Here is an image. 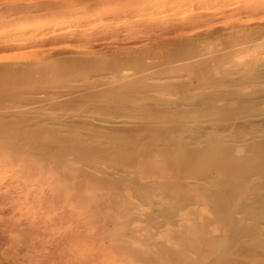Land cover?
Instances as JSON below:
<instances>
[{"label": "rangeland", "instance_id": "obj_1", "mask_svg": "<svg viewBox=\"0 0 264 264\" xmlns=\"http://www.w3.org/2000/svg\"><path fill=\"white\" fill-rule=\"evenodd\" d=\"M34 1L42 0H0V120L27 131L41 130L49 139L65 135L67 144L73 146L60 152L73 154L77 161L68 184L83 187L62 200L47 202L37 196L52 191L50 186L56 188V171L50 172L49 183L21 169L16 173L1 171L0 264H130L122 248L126 239L144 245L149 252L146 264H264V122L221 128L210 97L196 110L170 107L166 113L163 109L156 113L132 110L110 97L71 102L51 92L82 83L101 87L112 78V66L139 72L153 64V78L147 82L159 79L169 83L160 93L173 95L183 89L193 95L197 90L194 81L189 80V87L185 78L192 59L189 55L213 52L224 44L237 47L264 41L262 37L242 41V0H230L240 8L214 20L215 31L199 26L193 36L166 33L156 40L150 32L148 45L140 48L132 47V36L126 34L131 23L178 22V15L188 9L149 0L140 10L129 0H114L102 15H52L35 8ZM64 31L71 32L63 35ZM91 49L96 52L55 80L50 65L60 67L65 56ZM179 61L182 67H168ZM211 66V74L225 70ZM247 68L242 65V73ZM244 88L246 82H242ZM38 96L42 100L33 102ZM241 110L242 116L264 114V101H242ZM88 115L132 127L101 126L87 121ZM142 117L156 122L141 126L138 119ZM192 120L196 128L177 139L179 127ZM199 130L206 137L222 131L229 134L217 146L219 152L237 154L236 143L251 141L253 146L242 151L244 165L222 177L212 168V157L206 151L204 171L181 178L177 175L175 180L169 173L161 176L133 163L134 154L141 151L148 159L158 157L151 150L155 145L172 155L180 151L190 156L196 152L193 148L207 145ZM20 155L33 157L23 147ZM92 165L101 167L102 172L94 177H102L105 183H93L89 174ZM202 195L207 206L201 213L196 206ZM107 198L111 203L103 204ZM138 208H142L141 214L136 217ZM185 210L187 220L178 224V214ZM166 225L169 230L159 235ZM94 226L103 227L97 241L87 238ZM81 231L86 235L81 236ZM99 243H113L117 250L111 258L95 262Z\"/></svg>", "mask_w": 264, "mask_h": 264}, {"label": "bare ground", "instance_id": "obj_2", "mask_svg": "<svg viewBox=\"0 0 264 264\" xmlns=\"http://www.w3.org/2000/svg\"><path fill=\"white\" fill-rule=\"evenodd\" d=\"M163 1H167V6L169 7L181 5L187 8L188 12L178 15L180 19H178V22L131 23L126 29V34L132 36V47L140 48L147 46L151 40L150 32L154 35L153 39L156 40L163 36L166 37V33H174V36L180 38L181 36H193L196 34L199 26H204V28L209 31H215L218 26L212 23L214 20L220 16L229 14L228 11H236L240 8L237 5H231L232 3L230 0ZM113 2L114 0H42L38 2L34 1L33 6L39 9V11L43 9L44 13L52 15L82 12L90 13L91 15H102L107 11L106 8L109 5H111V7L113 6ZM128 2L131 5H135L138 9L144 10L149 0H129ZM242 14L245 17L240 23L242 26L244 25V27H242V41L251 42L256 37L264 38V0H242ZM70 32L71 31H64L62 33L63 35H67ZM76 34L78 33H73V35ZM95 52V49H91L78 55L65 56L61 60L62 63L60 62V67L57 65H50V67L52 66L55 80L57 77L61 76L63 71H67L73 68L76 64L87 60L90 56L89 54H94ZM189 57L192 59L189 60V62L187 61L188 64L186 63L187 73L185 78L188 84L189 80L193 79L194 81L193 87L197 88V90L195 93L193 92V95H188L183 89H181L180 93H173V95L160 93L159 91L169 83L160 81L159 79L147 82V79L153 78L154 72L151 69L154 67L153 64L146 66L139 72H129L126 68H114V66H112L115 71H113L114 74L112 75V78L109 81L107 80L106 83L104 82L101 87L95 88L94 85L82 83L70 85L68 89L53 90L51 92L62 97L64 101L71 100V102L77 100L81 101L85 97L92 102L100 100L103 97H110V101H119L121 106L123 105L132 110L146 109L150 110V112L155 110L156 113V109L161 111V109H170V107L183 111L196 110L205 97L206 99L207 97H210L211 99H208L209 101H212L210 107L215 109L214 111H216L215 115L218 118V125L221 126V128L229 129L233 126L255 125L264 122V114L259 113L250 116H242L241 110L242 101H264V41L254 44H242V46L240 45L237 47L224 44L221 45L220 48L213 50V52L206 51L202 54L200 53V55H189ZM180 60H182L181 57ZM182 64L183 63L179 61V63L172 65L169 64L168 67H182ZM211 65L222 66L225 70L217 74L216 72L211 74L209 68ZM242 65L248 67L243 73ZM242 82L247 83V88L242 89ZM41 100L42 97L38 96L33 102H39ZM110 101L108 100V102ZM209 104L210 102L208 103V107ZM208 107L206 108L208 109ZM85 119L101 126L109 124L113 127H132L131 124H125L118 121L108 123V120L100 119L99 117L94 118L89 115L85 116ZM138 122L139 125L144 126L153 121H149L147 118L142 117L138 119ZM154 122L153 124H155ZM136 126L138 125H135V127ZM195 126L194 120L182 124L179 127L180 132L176 135V138L181 139L185 133L195 129ZM24 129L21 125L18 126V124H14V126H11L0 120V174L2 173L1 171H13L16 173V171L21 169L23 172H27V174L32 175L36 179H40L41 181H44V183H49L50 172L52 170L56 171L55 182L52 181L55 183L54 186H56V188L50 186L52 191L45 190V192H41L40 195L37 196L38 199H43L47 202L62 200L63 197H67L77 189L83 187L82 185H79L77 188H74L68 184L72 172L77 170L73 169V167H77V161L73 154H68L65 151L63 153L60 152V150L72 148L73 146L72 144H67L65 135L58 136L56 139H49L46 133L41 130L27 131V129H25L26 131H24ZM37 129H39V127ZM201 131L202 130H199L201 135L205 136V132ZM228 136L229 134L223 131L215 136L213 135V137L205 136V141L207 143L206 147L199 149L196 148V150L193 148V152H196L190 156H184V153H181L180 151H178L179 153L174 151V155H172L167 153L166 150L159 149L160 146L155 145L151 150H155L153 154L158 157H149L148 159L146 158V155H144L145 151H141L138 155L134 154L133 163L138 167H144L152 172L158 171L161 176H165V174L169 173L175 178V180H178L177 175L181 178L189 174L195 175L204 171L203 163L206 154L205 152L208 151L212 157L211 164L213 167H211L215 169L218 175L225 177L237 169L239 170V168L244 165L246 159L244 158L245 156L242 155V151L246 146H253L250 143L251 141L249 144H242V142H239L234 145V151L237 154L232 152H219L217 146L221 141L225 139L227 140ZM22 147L30 150L33 157H22L20 155ZM9 154L15 156L9 157L7 156ZM100 172H102L101 167L97 165L90 166L89 174L93 177V183H105L102 177H94L96 173ZM192 184L194 185L196 183ZM110 201L111 199L107 198L103 201V204H110ZM198 201L200 203L198 202L196 207L201 213L202 211L205 212L207 202L203 195L199 197ZM141 209L138 208L135 211L136 217L141 214ZM186 214H188L186 210L185 212L182 211L178 214V224H182L187 220ZM132 223L134 230L137 231V218H134ZM77 226L81 227V225ZM98 230L100 232L103 230V227L94 226V231L89 233L87 238H92L93 241H97L99 239L97 238ZM168 230L169 227L166 225L159 230L158 233L159 235H163ZM80 235L85 236L86 233L81 231ZM125 241L127 242L123 243L122 248L123 252L127 254L129 263L136 264L137 262H140L141 264H146L149 252L144 245L141 243L139 244L137 240L126 239ZM98 248L99 256L97 257L99 259H95V262H102L107 257L111 258L117 250V247L113 243L106 246L100 244Z\"/></svg>", "mask_w": 264, "mask_h": 264}]
</instances>
